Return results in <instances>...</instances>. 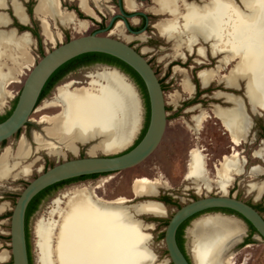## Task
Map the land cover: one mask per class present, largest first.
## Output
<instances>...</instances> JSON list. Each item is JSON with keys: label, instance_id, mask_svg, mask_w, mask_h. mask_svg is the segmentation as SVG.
Instances as JSON below:
<instances>
[{"label": "bare ground", "instance_id": "bare-ground-1", "mask_svg": "<svg viewBox=\"0 0 264 264\" xmlns=\"http://www.w3.org/2000/svg\"><path fill=\"white\" fill-rule=\"evenodd\" d=\"M35 1L34 15L38 17L42 34L49 43L55 39L50 20H56L61 26L73 24L79 30L88 29V22L75 20L72 13L63 10L61 0ZM75 1L82 12L94 15L87 7V0ZM92 1L99 10L106 0ZM10 2L14 18L24 23L25 17L18 2ZM134 2L124 0L126 9L133 11L136 7ZM154 5L153 11L156 14L168 16L154 27L161 37L174 43L177 58L184 60L182 50L192 52L199 39L210 44L213 56L223 55L216 68L203 69L197 73L203 87H208L218 72L225 69V64L234 60L235 64L227 75L220 77L221 80L225 86L233 89L238 87L237 82L245 81L253 105L252 112L264 113V0H207L201 5L186 3L184 0H154ZM1 8H4V0H0ZM7 24L5 14L0 13V29ZM30 45L31 39L26 33L0 30L1 105L11 97L9 86L20 84L22 70L33 65ZM146 52L147 49L143 48L141 54ZM204 52V48L198 47L199 56H204ZM87 78L89 81L86 86H75L76 82L70 81L56 88L53 99L45 108L57 107L59 111L55 115L41 116L37 123L44 124L42 133H31V140L37 145L35 153L45 151L54 157H64L65 153L76 156L79 146L89 144L86 150L88 156L97 153L115 154L132 144L142 119L140 99L135 88L112 68L100 66L87 74ZM182 88L184 92L193 93V87L186 76ZM217 96L225 98L222 93ZM226 97L229 99V96ZM213 114L229 134L233 145L232 154L225 155L216 167L217 180H214L217 189L226 195L235 177L245 173V160L239 157L235 147L245 141L252 120L240 107L225 110L215 106ZM206 117L208 114L205 113L192 117L196 128L200 129ZM263 153L264 148L254 152V156L260 157ZM29 157L30 148L24 138L20 140L14 154L10 148H5L0 154V183L30 176L39 158L22 165ZM251 172L258 174L261 171L254 167ZM185 178L196 185L198 193L212 188L204 156L198 149L189 153ZM158 185L159 179L140 177L133 180L131 190L135 197L154 195ZM263 191L264 184L259 189V195ZM64 197V210H59L60 200H56L54 204L57 208L50 212L51 216L59 214V222L50 217L46 221H38L34 226L38 264L151 263L153 256L143 246L146 237L134 223L140 222L132 218L131 210L163 217L165 213L159 204L146 202L130 210L122 205L127 199L117 198L107 202L95 198L86 188L74 190ZM4 209L5 204H1L0 214ZM140 225L144 227V224ZM187 233L193 264H232L227 256L245 236L239 220L219 215H205L195 219ZM52 236L56 239L55 249L50 246ZM52 255L55 256V263L51 259ZM8 256L5 251H1L0 263L5 262Z\"/></svg>", "mask_w": 264, "mask_h": 264}, {"label": "rangeland", "instance_id": "rangeland-1", "mask_svg": "<svg viewBox=\"0 0 264 264\" xmlns=\"http://www.w3.org/2000/svg\"><path fill=\"white\" fill-rule=\"evenodd\" d=\"M20 1L23 2V0ZM135 1L138 5L137 13H143L144 15L151 18V26L148 27L143 34H141L144 36V39H139L141 35L134 36L128 34L124 28L123 33L115 31V25L110 30H107L101 35L109 36L127 43L140 53L143 48L147 49V52L142 54V56L147 60L155 72L163 90L166 109V128L163 138L156 150L145 161L131 169L108 175L87 177L83 178V180L77 179L73 180L72 182L70 181L69 183L66 182L51 190L43 198H41L37 209L31 215L28 222L29 246L32 264H38L37 248L33 234L34 226L38 221H46L50 219V217H52V220L59 222L60 217L58 213L53 216L50 215V212L57 208L56 204H54L56 200H60L59 210L63 211L65 208L64 195L81 188L89 189L95 198H102L101 200L107 202L117 198H125L128 200L134 196L131 190V184L133 180L140 177H146L150 180L159 179L160 185H158V187L155 189V192L158 189V198L160 195H162V193L174 196L170 197V206L167 207L166 217H164L165 215L160 218H146L143 216L139 217V219H142L146 223L153 222L154 226L150 224H144L143 227L140 225V223L134 222L140 233L146 237L143 246L149 254L151 253L150 256H153V260L150 264H170L169 257L163 243L162 234L166 226V221L170 218V215L173 213V211L178 208L176 206H182L184 203L194 200V198L203 197L205 195H225L221 194L216 186V167H218V164L222 161L225 155L229 156L232 154L233 145L230 141L229 134L225 132L220 121L213 116V108L215 105L225 108L230 107L229 104L223 102V98H219L217 96L218 93L231 94L234 97L241 98L245 105L246 113L252 120V126L249 129L245 141H243L240 146L235 147V151L238 153L239 157L245 160V173L242 176L235 177L232 185L228 188L226 195H236V197L241 201L249 202L253 206L259 208H264V191L261 193V195H259V189L264 184V153L261 154L260 157L254 156V152L264 148V113H253L250 110V107L243 95L244 81L241 80L237 82V89L228 87L224 88L225 83L220 77L223 74L227 75L228 71L235 64L234 60L229 64H225V70L219 71L215 80L210 83L208 87H203L197 78L196 73L203 69H213L219 64L217 63V58H209V62H211V64L206 62L204 65L196 66L194 60L197 59V57L193 53L191 56H188V59L184 63H182L180 60L170 62L172 58L180 59L175 56L174 46L172 51L170 49V44H168L164 39L160 38L156 31L152 28V26L157 21L161 20L165 15L153 16L151 14L150 8L153 7L152 0ZM235 1L238 2L239 0ZM36 2L37 1L31 0L32 6H34ZM76 2L75 0H61V6L66 11H73L78 19L86 20L89 23L88 29L79 30L73 24L61 26L56 20H50L49 23L53 25L52 31L55 35L53 43H49V41H47L43 36L42 28L40 26L41 23L37 16L34 17L35 34L37 36L35 38L31 34L32 42L29 47V53L32 56L33 65L28 67L29 69L26 68L22 70L21 76L19 77L21 81L20 84L13 83L9 86L11 97L7 98L3 105L0 104V116L5 115L11 109L13 101L18 95L26 75L34 66V64L41 58V53H47L53 47L58 46L60 43H64L67 39L70 40L79 36L88 35L94 31L103 29L108 24L113 12L118 13V9L115 6V0H113L114 3L107 2L105 6L113 12L108 13L107 11H104L105 16L99 15L101 20L98 22L91 17L84 15L79 10ZM32 8L33 7H31V9ZM11 10L12 8L9 6V9H3L0 11L8 13L10 18L13 19L14 17L12 16ZM125 12L132 14L126 10ZM165 17L168 18V16ZM135 18L138 19L137 25H133L130 19L128 22L133 29L138 30L140 27V19L137 16ZM9 27H12V25L8 26L7 28ZM126 36L132 37L133 40L130 41L131 38ZM172 44L174 45L173 42ZM182 51L184 52L185 50ZM170 54L172 56L164 57L165 55ZM98 68L99 67L93 66L79 70L71 75H68L59 83L54 85V87L36 106L35 111L30 116V122L28 125L23 127L19 133L14 135L11 139L0 144V154L7 147L10 148L14 154L20 140L24 138L30 148V157L29 159H25L21 164L25 165L31 160H34L36 157L39 158L37 163L34 165L30 176L22 177L17 180L8 179L7 181L0 183V203L5 204V209L0 214V252L5 251L7 255H9L7 260L0 264H12L10 259L9 245L10 214L19 193L26 186L28 181L36 176L37 172L40 171L42 166L46 169L62 161L86 157L88 155L86 152L87 148L89 147L88 144L79 146V151L76 156H73L70 153H65L64 157H54L47 155L45 151H38L35 153L37 145L32 142L31 133H42L44 124L37 123L41 116L55 115L59 111V108L57 107L54 109L45 108V105L53 99L55 90L58 86L70 81L76 82V84H74L75 86H86L89 78H87L85 75L94 72ZM182 70H187V72L185 71L184 73ZM185 76L188 78L190 84L193 87L192 94L184 92L182 88V82ZM135 89L140 99L142 119L140 129L132 144L128 148H130L140 136L147 116V101L145 98V91L141 86L138 88L135 85ZM200 113L208 114V117L205 118L200 129H198L196 128L192 117L194 115H199ZM128 148L118 152L117 154L126 151ZM194 149L201 151V154L204 156L207 176L212 181V188L210 191H206L204 189L198 193L197 189H195L196 185L192 181H189L185 178L189 162V153ZM96 155L99 156L101 154L97 153ZM254 167L259 168L261 172L258 174H253L251 169ZM158 198H156V200H158ZM126 202H124L122 205L128 204ZM261 215L264 216L263 211L261 212ZM158 221L160 223H157ZM241 223L244 230H248L246 224L243 222ZM186 227L187 231L184 234L185 237L183 239L184 250L191 258L189 252L190 240L187 233L188 229L191 227V224H187ZM251 235L252 240H250L247 245L240 247V243H238L232 248V252L228 254L227 257L231 259L232 264H264V241L261 240L256 233L251 232ZM50 246L51 249H55L56 239L53 236L50 241ZM51 259L54 263L56 262L54 255H52Z\"/></svg>", "mask_w": 264, "mask_h": 264}, {"label": "water", "instance_id": "water-1", "mask_svg": "<svg viewBox=\"0 0 264 264\" xmlns=\"http://www.w3.org/2000/svg\"><path fill=\"white\" fill-rule=\"evenodd\" d=\"M15 1H17L21 6L25 17L24 23L19 22L17 19L16 20L19 25L25 27L28 22V15L24 11L22 2L20 0ZM7 3L8 0H4V8H1L0 10L7 9L11 4L10 3L8 5ZM35 6L36 3L32 8L33 17H35ZM116 6L119 10V14L112 16L104 29L94 31L88 35L70 39L64 43H60L58 46L53 47L50 51L45 53L34 64L22 83L13 109L11 110L8 117L0 122V144L11 139L17 134L19 130H21L26 126V124L30 122V116L35 111L39 95L51 75L65 63L73 60L74 58L90 53L104 54L121 61L131 68L141 79L146 90L149 106V118L146 131L140 141L134 147L124 153L101 154L99 156L87 155L86 157L62 161L46 169L42 166L40 171L37 172L36 176L28 181L26 186L21 190L11 210L9 220V245L10 259L12 264H29L25 235V212L28 204L37 194H39L44 189L63 181L90 175L112 174L131 169L145 161L156 150L163 138L166 128V109L163 90L155 72L147 60L142 56V54L136 51L133 47L115 38L101 35L107 30H110V28L114 26L119 20L122 22L123 27L127 32H129V34L134 36L141 35L145 32L147 27L146 16L143 13H125L123 0H117ZM71 12L76 16L73 11ZM0 13H4L8 19L7 26L1 28V31L13 30L16 34L26 33L32 40L31 33L27 30L19 31L15 27L7 28L12 23V19L8 13L1 11ZM12 16L14 17L13 13ZM136 16H142L145 19V23L141 29L134 31L131 29L127 19H132ZM76 19L86 21L83 19H78V17H76ZM102 67L116 70L121 75H123L135 88L134 83L128 78V76L117 68L109 66ZM225 87L227 86L224 85V88ZM243 89L244 98L246 99L247 104L252 111L253 105L250 103L245 81ZM226 95L229 96L230 100L226 97ZM234 98L235 97L231 94H225L223 102L229 104L230 107L225 108L218 105L215 106L225 110H230L234 107H240L244 114L249 118L242 99ZM158 195L159 192L157 189L154 195H145L140 197L133 196L127 200L126 203L128 204H124V207L131 210L134 207H138L142 203L155 202L163 208L165 213L164 217H166L167 206L161 201L156 200ZM211 210H229L236 213L244 221L251 225L257 236L264 241V216L259 214V212H257L251 205L236 199L234 196L205 195L184 203L182 206L173 211L171 217L168 219L163 231V243L169 257L170 264H193L188 254H183L178 247L176 242V231L178 227L188 219H191L195 215ZM203 215L231 217L243 222L237 217L225 215L219 211H214L212 213H206ZM131 216L134 220L139 221L141 224H150L152 226H154L153 222L146 223L142 219H139V217H161L153 214L132 212V210ZM196 218H193L190 221V224Z\"/></svg>", "mask_w": 264, "mask_h": 264}, {"label": "flooded vegetation", "instance_id": "flooded-vegetation-1", "mask_svg": "<svg viewBox=\"0 0 264 264\" xmlns=\"http://www.w3.org/2000/svg\"><path fill=\"white\" fill-rule=\"evenodd\" d=\"M70 1H72V0H70ZM74 1V0H73ZM133 1H135V0H133ZM207 0H196V1H188V0H185V2L186 3H194L195 5H201V4H203L204 2H206ZM76 2V1H75ZM107 2H111V3H114L113 2V0H106V1H104L103 2V4H102V8L101 9H97V7H95V4L93 3V1L92 0H87V7L89 8V10H92L91 12L94 14L93 16L92 15H87V14H85L84 12H82L80 9V11L83 13V14H85L86 16H89V17H91L92 19H94L95 21H100L101 20V17L100 16H105V14H104V11H107L108 13H112L113 11L112 10H110L108 7L107 8H105L104 9V7H106L105 6V4L107 3ZM8 3L10 4L11 2H10V0H8ZM7 3V4H8ZM77 3V2H76ZM116 3H117V0H115V6H116ZM135 3V5H136V7L133 9V11H130V10H127L126 9V7H125V4H124V0H123V6H124V8H125V10L126 11H128V12H130V13H137V11H138V9H137V7H138V5H137V3H136V1L134 2ZM152 3H153V7H151L150 8V12H151V14L153 15V16H164L163 14H156V12H154L153 11V9L155 8V5H154V0H152ZM8 4V5H9ZM19 4V3H18ZM22 5H23V7H24V11L26 12V14L28 15V22H27V25L25 26V28H26V30L27 31H29L34 37H35V23H34V17H33V15H32V9H31V7H33L32 6V4H31V0H23V2H22ZM10 6H11V4H10ZM20 6V5H19ZM77 6H78V3H77ZM117 7V6H116ZM12 8V7H11ZM20 8H21V6H20ZM78 8H79V6H78ZM7 9H9V7L7 8ZM21 10H22V8H21ZM63 10H65V9H63ZM103 10V11H102ZM12 11V10H11ZM66 11V10H65ZM22 12H23V10H22ZM66 12H69V13H72V12H70V11H66ZM154 14H153V13ZM126 13V12H125ZM73 14V13H72ZM117 14H119V10H118V13H114L113 12V15L112 16H114V15H117ZM128 14V13H127ZM74 15V14H73ZM100 15V16H99ZM36 16V15H35ZM75 16V15H74ZM111 16V17H112ZM146 16V15H145ZM110 17V18H111ZM139 19H140V21H139V24H140V27L138 28V30L139 29H141L142 27H143V25H144V23H145V19L142 17V16H137ZM75 18V20H77L76 19V16L74 17ZM12 19V18H11ZM150 19L151 18H149L148 16H146V20H147V27H146V29L148 28V27H150L151 26V23H150ZM164 19H167L165 16L161 19V20H164ZM161 20H159V21H161ZM79 21V20H78ZM110 21V20H109ZM129 21V19H127V22ZM130 21H131V23L133 24V25H137V23H138V19L137 18H132V19H130ZM159 21H157L156 23H158ZM120 22V23H119ZM109 23V22H108ZM129 23V22H128ZM156 23L152 26V28L156 31V33L158 34V32H157V30L155 29V25H156ZM17 24H18V22H17V20L16 19H12V23L10 24V25H12V27H15V28H17L18 30H20V27H18L17 26ZM89 24V23H88ZM107 26V25H106ZM105 26V27H106ZM104 27V28H105ZM113 27V26H112ZM111 27V28H112ZM119 27V28H118ZM103 28V29H104ZM110 28V29H111ZM123 24H122V22L119 20V21H117L116 22V24H115V26H114V30L115 31H118V32H120V33H123ZM125 29V28H124ZM131 29L132 30H134V31H137V30H135V29H133L132 27H131ZM146 29H145V31H146ZM101 30V29H100ZM99 31V30H98ZM128 34H129V32H128ZM158 36L160 37V38H162V39H164L168 44H170V46H171V50L173 51V44H172V42H170L169 40H167V39H165V38H163V37H161L159 34H158ZM126 37H130V36H126ZM36 38V37H35ZM131 39H130V41H132L133 40V38L132 37H130ZM139 39L140 40H143L144 39V36H140L139 37ZM31 42H32V40H31ZM206 47H205V46ZM198 47H202V48H204V50H205V52H204V56H198V53H197V49H198ZM195 54V56L197 57V60L195 59L194 60V63L196 64V66H201V65H204L206 62H209V58H211V59H216L217 58V63H219V61H220V59L222 58V56L223 55H220V54H218L217 56H213L212 54H211V50H210V44L208 43V42H206V41H204V40H202V39H199L198 41H197V44L195 45V47L193 48V50H192V52H187V51H184L183 52V54H184V57H185V59L184 60H182V59H174V58H172L171 60H170V62L171 61H178V60H180L182 63H184L187 59H188V56H191V54ZM188 54V55H187ZM170 56H172L171 54L170 55H165L164 57H170ZM200 62V63H199ZM210 64H211V62H209ZM219 65V64H218ZM218 65H216L214 68H216ZM93 66H96V67H100V66H109V67H114V68H117L118 70H120L121 72H123L125 75H127L128 76V78L130 79V80H132L133 81V79H132V77L128 74V73H126V72H124L120 67H118V66H116V65H112V64H110V63H107V62H104L103 60L101 61V58H98V57H81V58H79V59H76V60H71V61H69V62H67V63H65L63 66H61L60 68L61 69H59V71H57V73H56V75H55V79L57 78V82L55 83V85L57 84V83H59L61 80H63L65 77H67L68 75H71V74H73V73H75V72H77V71H79V70H82V69H86V68H90V67H93ZM213 68V69H214ZM211 69V68H210ZM225 70V69H224ZM223 70V71H224ZM186 72H187V70H185ZM197 74V73H196ZM86 77H87V75H85ZM222 76V75H221ZM134 82V81H133ZM212 83V82H211ZM210 84V83H209ZM209 86V85H208ZM26 125H28V124H26ZM140 140H138V142H139ZM137 142V143H138ZM136 143V144H137ZM134 147V146H133ZM126 151H128V150H126ZM126 151H124V152H126ZM124 152H122V153H124ZM74 180H77V179H74ZM78 180H83V178H81V179H78ZM73 180H71V182H72ZM68 183L70 182V181H67ZM50 192V191H49ZM228 196H233V195H229L228 194ZM170 197H174V196H172V195H168V194H166V193H162V195H160V197L158 198V200L159 201H161L162 203H164L167 207H169L170 205H169V200L171 199ZM236 199H238L237 197H236V195L234 196ZM245 202V201H244ZM245 203H247V204H249V205H251V206H253L251 203H249V202H245ZM1 204V203H0ZM214 211H219V212H221L222 214H225V215H231V216H234V217H237V218H240L242 221H243V223L244 224H246V226H247V228H248V230H245L246 231V233H245V236L242 238V241H241V243L239 244V246L241 247V246H245V245H247L248 244V242L250 241V240H252V235H251V232H250V228H249V226L247 225V223H246V221H244L239 215H237L236 213H234V212H232V211H229V210H214ZM213 210H211V211H207V212H205V213H201V214H198V215H195L194 217H192L191 219H188L187 221H185L183 224H181L179 227H178V229H177V231H176V239L177 240H179L181 243H182V246H183V250H184V241H183V239H184V234L186 233V231H187V224H190V221L193 219V218H196V217H198V216H200V215H203V214H206V213H212V212H214ZM172 215V214H171ZM171 215H170V217H171ZM161 222H163V221H161ZM167 222H168V220L166 221V224H167ZM157 223H160L159 221L157 222ZM247 232H248V234H247ZM184 253H185V255H186V252H185V250H184Z\"/></svg>", "mask_w": 264, "mask_h": 264}, {"label": "trees", "instance_id": "trees-1", "mask_svg": "<svg viewBox=\"0 0 264 264\" xmlns=\"http://www.w3.org/2000/svg\"><path fill=\"white\" fill-rule=\"evenodd\" d=\"M18 27H20V30L19 31H24L26 30V28L24 26H21L19 24H17ZM37 35L35 34V37ZM69 39H67L66 41H68ZM65 41V42H66ZM44 54L41 53V57L43 56ZM81 57H98V58H101V61L103 60L104 62H107V63H110L112 65H116L118 67H120L124 72L128 73L135 85L140 88V86L143 88V90L145 91V98H146V101H147V116H146V120H145V124L143 126V129L140 133V136L138 137V139L135 141V143L130 147L128 148L127 150L131 149L133 146L136 145V143L138 142V140H140L142 138V136L144 135L145 131H146V128H147V124H148V118H149V106H148V99H147V94H146V90H145V87L141 81V79L138 77V75L131 69L129 68L127 65H125L124 63H122L121 61L113 58V57H110V56H107V55H104V54H98V53H90V54H85V55H82V56H79L77 58H74L73 60H76V59H79ZM61 69V68H59ZM59 69H57L52 75L51 77L48 79V81L46 82V84L44 85L40 95H39V98L37 100V103H36V106L38 105V103L47 95V93L54 87L55 83L57 82V78L55 79V75L57 73V71H59ZM16 99H17V96L15 98V100L13 101V104H12V107L11 109L9 110V112H7L5 115L3 116H0V122H2L6 117H8V115L10 114L11 110L13 109L15 103H16ZM20 131V130H19ZM19 131L17 132V134L19 133ZM5 142V141H4ZM3 142V143H4ZM52 167V166H51ZM102 175H108V174H102ZM93 176H99V175H90V176H84V177H79V178H75V179H81V178H87V177H93ZM71 180H74V179H71ZM71 180H67V181H71ZM67 181H63V182H60V183H57V184H54L46 189H44L43 191H41L39 194H37L31 201L30 203L28 204V207L26 209V212H25V235H26V242H27V251H28V259H29V264H32V257H31V253H30V246H29V233H28V222H29V218L31 217V215L35 212V210L37 209V206L41 200V198H43L49 191L57 188L58 186L66 183ZM194 199H197V198H194ZM175 205V204H174ZM181 205H178L176 207H180ZM257 212H259V214H261V212L263 211L264 212V208H259V207H256V206H252ZM247 223V222H246ZM247 225L249 226L250 230L252 233H256L255 230L252 228L251 225H249L247 223ZM162 239H163V234H162ZM176 242H177V245L178 247L180 248V250L182 251L183 254L184 253V250H183V246H182V243L176 239Z\"/></svg>", "mask_w": 264, "mask_h": 264}]
</instances>
